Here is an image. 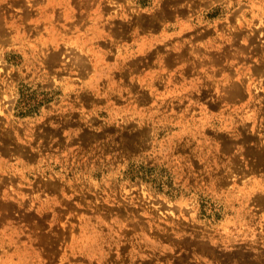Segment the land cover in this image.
<instances>
[{
  "label": "rangeland",
  "instance_id": "obj_1",
  "mask_svg": "<svg viewBox=\"0 0 264 264\" xmlns=\"http://www.w3.org/2000/svg\"><path fill=\"white\" fill-rule=\"evenodd\" d=\"M262 167L264 0H0V264H264Z\"/></svg>",
  "mask_w": 264,
  "mask_h": 264
},
{
  "label": "bare ground",
  "instance_id": "obj_2",
  "mask_svg": "<svg viewBox=\"0 0 264 264\" xmlns=\"http://www.w3.org/2000/svg\"><path fill=\"white\" fill-rule=\"evenodd\" d=\"M167 59H168V58H167ZM217 62H218V61H217ZM259 68H260V67H259ZM233 87H234V86H233ZM231 88H232V87H231ZM234 89H235V88H234ZM238 90H239V89H238ZM240 92H241V91H240ZM225 93H226V92H225ZM232 93H233V92H232ZM238 93H239V91H238ZM238 93H237L236 95H238ZM228 95H230V94H228ZM238 96H239V95H238ZM140 133H141V132H140ZM138 135H139V134H138ZM135 140H136V139H135ZM139 140H140V139H139ZM244 140H245V139H244ZM137 141H138V140H137ZM256 141H257V140H256ZM9 146H10V145H9ZM5 147H6V145H5ZM254 149H256V148H254ZM11 150H12V149H11ZM260 150H261V149H260ZM4 151H5V150H4ZM256 152H257V151H256ZM261 152H262V151H261ZM249 153H250V152H249ZM257 153L259 154V152H257ZM257 153H256V154H257ZM250 154H251V153H250ZM251 155H252V154H251ZM262 157H263V156H262ZM258 160H259V158H258ZM256 164H257V163H256ZM262 165H263V164H262ZM262 165H261V166H262ZM261 166H260V167H261ZM252 168H253V167H252ZM262 168H264V167H262ZM258 169H260V168H258ZM262 254H263V253H262ZM248 256H249V255H248ZM258 260H259V259H258ZM146 264H147V263H146Z\"/></svg>",
  "mask_w": 264,
  "mask_h": 264
}]
</instances>
